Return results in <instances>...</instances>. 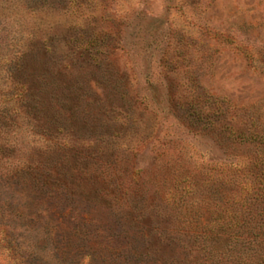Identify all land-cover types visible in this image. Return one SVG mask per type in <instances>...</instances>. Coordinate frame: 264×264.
Listing matches in <instances>:
<instances>
[{
	"label": "rangeland",
	"instance_id": "obj_1",
	"mask_svg": "<svg viewBox=\"0 0 264 264\" xmlns=\"http://www.w3.org/2000/svg\"><path fill=\"white\" fill-rule=\"evenodd\" d=\"M205 96L264 102V0H0V170L76 196L69 220L62 196L0 183V264H126L101 249L142 239L182 263L173 214L189 224L207 204L180 197L176 172L225 158L186 104ZM84 214L89 238L61 236Z\"/></svg>",
	"mask_w": 264,
	"mask_h": 264
},
{
	"label": "trees",
	"instance_id": "obj_2",
	"mask_svg": "<svg viewBox=\"0 0 264 264\" xmlns=\"http://www.w3.org/2000/svg\"><path fill=\"white\" fill-rule=\"evenodd\" d=\"M202 101L207 105L204 110L197 99H190L186 104L194 120L199 119L200 114L204 116L205 130L218 133L225 158L212 166L192 165L183 173L176 172V183H185V192L180 197L191 199L193 194L199 193L200 203L206 200L207 207H203L197 219L190 218L189 224H184L175 210L170 245L183 252L184 260L182 263L172 260L170 264H264V102L242 106L226 98L210 96ZM9 151L8 147H0V153ZM0 183L17 184L50 199L60 195L62 206L57 200L56 209L66 213L63 218L75 220L67 207L69 199L76 196L64 188H54L44 176L22 170H0ZM197 210L193 207L191 213ZM159 215L164 216V212ZM77 220L81 223L79 229L74 231L62 225L61 236L71 241L89 238L84 232L88 233L87 229L93 228L95 221L88 214L78 215ZM125 226L131 237L134 225L126 221ZM7 233L5 226L0 225V237L9 245ZM71 241L62 248L64 262L72 254ZM97 250L95 247L94 251ZM147 250L145 239L139 247H126V252L123 248L101 249L111 257H122L126 264H161L158 257L147 256Z\"/></svg>",
	"mask_w": 264,
	"mask_h": 264
}]
</instances>
